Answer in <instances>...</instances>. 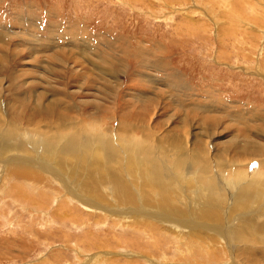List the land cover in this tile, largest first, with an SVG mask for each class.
<instances>
[{
	"label": "rangeland",
	"instance_id": "rangeland-1",
	"mask_svg": "<svg viewBox=\"0 0 264 264\" xmlns=\"http://www.w3.org/2000/svg\"><path fill=\"white\" fill-rule=\"evenodd\" d=\"M0 264H264V0H0Z\"/></svg>",
	"mask_w": 264,
	"mask_h": 264
},
{
	"label": "bare ground",
	"instance_id": "bare-ground-1",
	"mask_svg": "<svg viewBox=\"0 0 264 264\" xmlns=\"http://www.w3.org/2000/svg\"><path fill=\"white\" fill-rule=\"evenodd\" d=\"M6 147V146H5ZM75 147V146H74ZM71 148V147H70ZM9 149V148H8ZM16 150H19V151H22V152H26L27 150L26 149H24L23 147H19L18 149H16ZM67 150H68V147H67ZM71 150H72V152L74 151L73 150V148H71ZM70 150V151H71ZM92 150V149H91ZM96 151V150H95ZM5 151L4 150H1V155L4 153ZM8 152V151H7ZM72 154V153H71ZM69 156V155H68ZM84 158V157H83ZM100 159V158H99ZM105 159V158H104ZM87 165V164H86ZM98 168V167H97ZM51 170V169H50ZM16 174H18V175H20L19 173H16ZM22 175V174H21ZM114 181V180H113ZM71 186V185H70ZM93 192V191H92ZM67 196V195H66ZM70 197V196H69ZM100 197V196H99ZM35 199H37V198H35ZM65 200V199H64ZM68 200V199H67ZM36 202V201H35ZM148 203V202H147ZM95 206H97L96 204H94ZM102 206V205H101ZM62 211V210H61ZM60 213V212H59ZM58 215V214H57ZM65 217L66 218H69L68 217V215H65ZM112 218V217H111ZM114 218V217H113ZM79 220V219H78ZM78 220H77V222H78ZM115 221V220H114ZM76 222V221H75ZM239 233H241V232H239Z\"/></svg>",
	"mask_w": 264,
	"mask_h": 264
}]
</instances>
